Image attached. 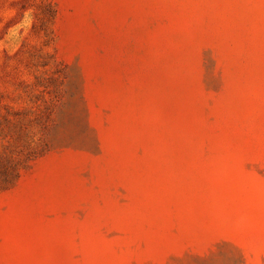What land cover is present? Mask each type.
Wrapping results in <instances>:
<instances>
[{
    "label": "rangeland",
    "instance_id": "1",
    "mask_svg": "<svg viewBox=\"0 0 264 264\" xmlns=\"http://www.w3.org/2000/svg\"><path fill=\"white\" fill-rule=\"evenodd\" d=\"M0 264H264V0H0Z\"/></svg>",
    "mask_w": 264,
    "mask_h": 264
}]
</instances>
